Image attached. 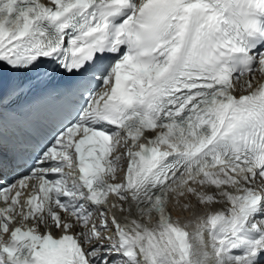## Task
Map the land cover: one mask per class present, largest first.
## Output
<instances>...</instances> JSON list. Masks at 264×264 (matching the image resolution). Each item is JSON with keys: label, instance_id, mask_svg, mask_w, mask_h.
Wrapping results in <instances>:
<instances>
[{"label": "snow or ice", "instance_id": "obj_1", "mask_svg": "<svg viewBox=\"0 0 264 264\" xmlns=\"http://www.w3.org/2000/svg\"><path fill=\"white\" fill-rule=\"evenodd\" d=\"M257 72L264 0H0V107L57 77L101 85L29 174L0 154V264H264ZM186 195L227 207L190 233L168 210Z\"/></svg>", "mask_w": 264, "mask_h": 264}, {"label": "bare ground", "instance_id": "obj_2", "mask_svg": "<svg viewBox=\"0 0 264 264\" xmlns=\"http://www.w3.org/2000/svg\"><path fill=\"white\" fill-rule=\"evenodd\" d=\"M263 75L259 74L257 72L256 74V82H264V78H262ZM240 93L237 92V95ZM153 135H150L152 137ZM124 150V149H123ZM117 175L118 172H117ZM121 178L118 177V180ZM195 186V185H193ZM231 190V189H229ZM111 202L113 203L114 198H110ZM185 204H190L192 205V208L190 210H185L184 205ZM168 207L171 209V217L173 221H179L181 226H184L185 224H188L189 226L187 227L188 232H193L195 230V225L199 222V217L204 216L206 213L211 212V211H218V210H223L224 208L227 207L226 204L223 203H214L213 205H197V202L194 197H188L187 195L184 197L180 196H174L170 199V203ZM117 210V209H115ZM127 216L129 218H132L131 215L125 211L123 212L120 216L119 219L123 220V218ZM155 224V223H153ZM207 233L204 234V237L206 238Z\"/></svg>", "mask_w": 264, "mask_h": 264}, {"label": "rangeland", "instance_id": "obj_3", "mask_svg": "<svg viewBox=\"0 0 264 264\" xmlns=\"http://www.w3.org/2000/svg\"><path fill=\"white\" fill-rule=\"evenodd\" d=\"M123 149H124V148L121 147L120 149H118V151H119L120 153H123V152H124ZM115 154H116V153H114V155H115ZM121 164H122V170H119V171H118V174H119V175H117L118 177L120 176V174L122 173V171L124 172V169H125L126 166H127V157H124V158L121 160ZM118 177H117V178H118ZM119 178H122V177H119ZM113 203H116V201H114ZM114 212H115L117 218L119 219V216L122 214V212H120L118 208H117V210L114 209Z\"/></svg>", "mask_w": 264, "mask_h": 264}]
</instances>
